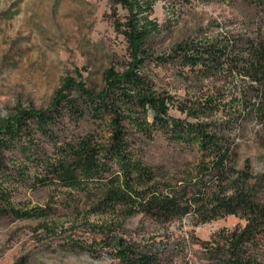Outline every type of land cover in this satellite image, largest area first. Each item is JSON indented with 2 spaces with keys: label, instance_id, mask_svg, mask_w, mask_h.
<instances>
[{
  "label": "rangeland",
  "instance_id": "rangeland-1",
  "mask_svg": "<svg viewBox=\"0 0 264 264\" xmlns=\"http://www.w3.org/2000/svg\"><path fill=\"white\" fill-rule=\"evenodd\" d=\"M125 16L109 0H0V122L18 108H50L67 80L98 92L105 70L122 72L129 57L114 22ZM150 18L159 32L149 42L152 55L143 70L158 92L173 98L169 114L186 119L178 109L181 104L198 110L201 119L229 122L224 134L235 164L239 169L248 164L262 177L257 197L264 200V77L250 89L247 80L234 76L192 75L177 63L156 62L186 40L226 37L264 43V7L237 0L157 1ZM206 98L226 113H206ZM244 102L249 110L240 113ZM92 129L85 122L75 127L65 117L56 132L69 140ZM128 135L142 161L171 179L181 178L200 156L196 146L174 143L160 133L146 138L128 129ZM36 146L51 153V145L39 137L33 141ZM5 155L11 170L25 166L33 172L17 150ZM29 184L7 185L13 208L46 214L32 219L0 216V264H119L114 248L123 245L154 253L160 264H219L233 253L231 241L246 225L240 215L196 224L190 218L158 222L140 214H92L82 199L65 202L64 191L30 189ZM241 255L264 264V226L257 227Z\"/></svg>",
  "mask_w": 264,
  "mask_h": 264
},
{
  "label": "trees",
  "instance_id": "trees-1",
  "mask_svg": "<svg viewBox=\"0 0 264 264\" xmlns=\"http://www.w3.org/2000/svg\"><path fill=\"white\" fill-rule=\"evenodd\" d=\"M114 11L126 12L123 22L115 20V30L123 35L129 62L122 72L107 69L98 92L74 86L69 80L56 92L50 108H18L0 122V216L16 219L43 217L42 209L16 210L11 204L10 182L29 184L30 189L53 187L65 202L83 200L88 213L137 214L158 222L190 218L206 223L227 215H240L246 225L231 241L233 253L219 264H257L244 258L241 249L252 241L257 227L264 226V200L257 197L263 179L246 164L237 168L232 148L224 134L229 122L201 119L198 110L178 105L186 119L174 118L171 96L158 92L145 74L151 57L149 42L159 32L150 18L157 1L183 3L188 0H109ZM264 7V0H237ZM177 63L192 75H227L247 80L252 89L264 77V43L231 38H204L176 44L169 55L156 60ZM74 90L75 94H67ZM246 99V91L241 89ZM206 113H226L221 104L205 100ZM245 104V105H244ZM236 106L240 104L238 101ZM232 107V106H231ZM249 110L243 103L240 113ZM252 110V109H250ZM243 111V112H242ZM240 117V115H238ZM67 117L78 127L88 123L93 129L69 140H61L57 129ZM128 129L146 138L160 133L174 143L194 145L200 156L188 164L181 178L171 179L145 164L129 139ZM39 137L51 145V153L34 147ZM17 150L33 172L10 168L5 153ZM119 264H160L154 253L132 245L116 246Z\"/></svg>",
  "mask_w": 264,
  "mask_h": 264
}]
</instances>
